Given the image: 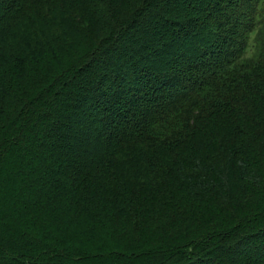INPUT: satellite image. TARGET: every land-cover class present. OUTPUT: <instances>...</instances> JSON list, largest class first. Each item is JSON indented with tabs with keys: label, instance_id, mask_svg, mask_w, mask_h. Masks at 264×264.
Returning a JSON list of instances; mask_svg holds the SVG:
<instances>
[{
	"label": "trees",
	"instance_id": "1",
	"mask_svg": "<svg viewBox=\"0 0 264 264\" xmlns=\"http://www.w3.org/2000/svg\"><path fill=\"white\" fill-rule=\"evenodd\" d=\"M0 264H264V0H0Z\"/></svg>",
	"mask_w": 264,
	"mask_h": 264
},
{
	"label": "rangeland",
	"instance_id": "2",
	"mask_svg": "<svg viewBox=\"0 0 264 264\" xmlns=\"http://www.w3.org/2000/svg\"><path fill=\"white\" fill-rule=\"evenodd\" d=\"M32 143H34V142H32ZM35 145H37L36 143H34ZM32 150L34 151L35 149H34V147L32 148Z\"/></svg>",
	"mask_w": 264,
	"mask_h": 264
}]
</instances>
